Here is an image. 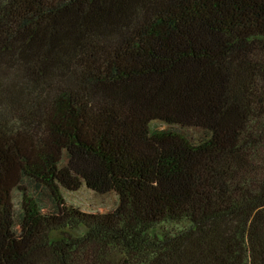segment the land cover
Returning a JSON list of instances; mask_svg holds the SVG:
<instances>
[{
    "label": "trees",
    "instance_id": "16d2710c",
    "mask_svg": "<svg viewBox=\"0 0 264 264\" xmlns=\"http://www.w3.org/2000/svg\"><path fill=\"white\" fill-rule=\"evenodd\" d=\"M0 264H264V0H0Z\"/></svg>",
    "mask_w": 264,
    "mask_h": 264
},
{
    "label": "rangeland",
    "instance_id": "374dc122",
    "mask_svg": "<svg viewBox=\"0 0 264 264\" xmlns=\"http://www.w3.org/2000/svg\"><path fill=\"white\" fill-rule=\"evenodd\" d=\"M201 138L200 133L193 132L192 138L196 140V138ZM93 195L94 193L91 192ZM74 202L76 205L81 207L82 210L87 212H98V213H107L112 211L117 204V197L114 194H110L107 196H87L86 193H81L80 195L73 196ZM19 199L18 197H14V204L18 206ZM17 209V207H16Z\"/></svg>",
    "mask_w": 264,
    "mask_h": 264
}]
</instances>
